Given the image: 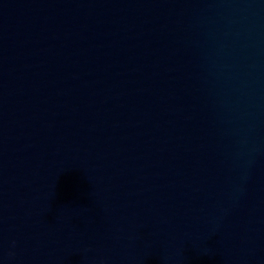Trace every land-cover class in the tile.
<instances>
[{"label":"water","instance_id":"95a60500","mask_svg":"<svg viewBox=\"0 0 264 264\" xmlns=\"http://www.w3.org/2000/svg\"><path fill=\"white\" fill-rule=\"evenodd\" d=\"M0 264H264V0H0Z\"/></svg>","mask_w":264,"mask_h":264}]
</instances>
